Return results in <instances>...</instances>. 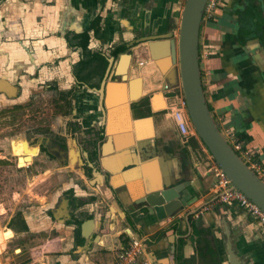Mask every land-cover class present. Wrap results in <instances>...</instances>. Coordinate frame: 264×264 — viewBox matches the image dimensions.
Segmentation results:
<instances>
[{
    "label": "crops",
    "instance_id": "0c3cea01",
    "mask_svg": "<svg viewBox=\"0 0 264 264\" xmlns=\"http://www.w3.org/2000/svg\"><path fill=\"white\" fill-rule=\"evenodd\" d=\"M183 1L0 0V37L24 39L32 72L37 68L39 76L58 79L66 62L82 52L85 56L97 51L113 58L112 68L124 66L123 77L107 80L102 93L95 90L98 76L80 73L82 85L76 86V113L72 112L81 127L91 128L94 148L103 136L107 154L102 158L99 151L88 156L76 153L79 166L74 177L60 188L73 191L72 204L57 202L59 193L24 207L21 223L8 224L12 211L8 214L0 238L3 232L12 236L3 243L0 264H112L126 244L127 232L144 239L147 246L137 264H230L228 251L245 264H264V232L243 210L214 202L218 192L213 185L214 161L196 134L184 139L178 134L164 109L165 75L154 59L167 54L171 39L175 46ZM238 4L239 0H221L210 17L201 18L199 79L208 111L227 143L238 141L264 168V48L249 36L241 42L236 38L241 25L235 12ZM256 4L264 17V0ZM93 21L96 34L90 28ZM82 33L87 36L83 50ZM65 34L75 50L66 46ZM157 93L160 97H155ZM143 143L149 146L147 154L139 149ZM114 155L125 161L132 158L139 166V179L109 184L105 169L112 171ZM91 164L99 168L101 178L94 185L89 184L95 174ZM181 177L189 185L174 217L155 221L150 215L130 214L142 189ZM116 208L128 216L122 219ZM90 218L88 236L81 238L79 226ZM51 232L55 233L49 236ZM25 235V242L15 243ZM173 244L176 256L170 253Z\"/></svg>",
    "mask_w": 264,
    "mask_h": 264
},
{
    "label": "water",
    "instance_id": "95a60500",
    "mask_svg": "<svg viewBox=\"0 0 264 264\" xmlns=\"http://www.w3.org/2000/svg\"><path fill=\"white\" fill-rule=\"evenodd\" d=\"M204 2L205 0L183 1L179 15L175 46L174 41L171 39L168 42L169 49L167 54L163 57L158 56V58L155 56L154 63L157 65L160 72L165 75L163 83L169 86H176L179 84L182 96L185 100L186 111L191 126L209 153L210 158L226 176L229 186L240 191L264 212V182L252 172L227 143L226 139L216 127L204 101L199 79L197 53L198 30ZM112 63L113 58L109 59L107 70L100 79L98 87L95 88L98 93H102L107 84L106 81L111 77L122 78L124 75L123 64L119 67L116 66L112 68ZM155 97L160 96L157 93ZM103 139V136H101V138L97 140V147L93 149V154H97L99 151L98 155L100 157L107 154L105 147H103L104 142L101 141ZM139 149L144 151V154H147L146 152L149 146L143 143L140 144ZM117 150L116 145L114 151ZM115 155L112 158L114 160L112 171L104 168L109 175V184L110 182L112 185V183L116 184L119 181L130 182L138 180L140 177L138 164L132 158L125 161ZM93 165L94 164H91L90 167L94 169L93 172L95 174L91 176L90 185L97 184L101 181L99 177V168ZM116 167H119V170H115ZM188 185L189 182L186 179L183 180V177H181L171 182L162 180L160 185H156L155 188L148 191L142 189L140 196L133 200L134 207L130 214L143 217L150 215L155 221L172 218L183 207L181 194L183 189ZM111 203L113 206L117 207L114 198L111 200ZM115 210L122 219L128 216V213L125 211L121 213L120 209L116 208ZM68 214H70V212H68ZM70 219L71 218L68 220L70 221ZM92 219H86L80 224L79 230L81 238H86L88 236L87 227L93 222ZM186 223L188 228H190L187 220ZM129 234L131 233L127 232L128 236ZM181 238L185 239V237ZM144 246L146 250L147 246L145 243ZM170 253L173 255L176 254L175 244L172 245ZM227 259L230 264H245V262L239 259L238 255L231 251H228Z\"/></svg>",
    "mask_w": 264,
    "mask_h": 264
},
{
    "label": "flooded vegetation",
    "instance_id": "af4514ba",
    "mask_svg": "<svg viewBox=\"0 0 264 264\" xmlns=\"http://www.w3.org/2000/svg\"><path fill=\"white\" fill-rule=\"evenodd\" d=\"M256 1L239 0V4L236 5L239 6L235 10L236 16L241 24L237 28L236 38L241 42L243 37L249 36V39L256 40L264 48V17ZM97 20L95 19V21ZM95 21L90 27L93 34H96L95 31L98 30L95 27ZM66 35L63 36L66 46L71 48L72 51L75 50L76 46L71 40H68L69 38ZM24 42V39L10 40L0 37V105L3 107L8 105L13 112L21 109L26 110L33 93L52 91V94H55L52 97V101L60 113L62 130L53 131L47 127L37 128L35 129L37 133L33 137L31 136L32 133L30 134L29 132L27 139L22 140H25L30 146L28 149L31 154L36 153L29 163L36 156L51 159L55 164L54 169L60 172V174L56 175V180L61 181L60 183L62 184L63 181L74 177V170L79 166L75 159L76 153L80 156L84 152L88 156L89 153H93L95 142L90 132L91 128L81 127L74 116L76 113L74 92L76 86L82 85V82L79 81L80 73L85 76L96 75L100 80L107 70L111 57L99 55L97 51L85 53L86 55L84 56L82 52L76 60L66 62L67 66L61 71L62 75L58 79H46L43 76H39L37 68L32 72L30 48ZM33 79L36 80L34 83H32ZM73 109L75 113L72 112ZM33 146L36 148H31ZM24 149L27 148L25 147ZM9 153H11L10 150ZM81 165L84 170L87 169L83 161ZM73 194L71 189L60 192L57 202H65L70 205L74 201ZM39 200L42 203L45 202L44 198L42 200L40 197ZM20 212L21 210L13 209L12 217L8 224L21 223Z\"/></svg>",
    "mask_w": 264,
    "mask_h": 264
},
{
    "label": "rangeland",
    "instance_id": "374dc122",
    "mask_svg": "<svg viewBox=\"0 0 264 264\" xmlns=\"http://www.w3.org/2000/svg\"><path fill=\"white\" fill-rule=\"evenodd\" d=\"M52 93V91L33 93L26 110L21 109L13 112L8 105L5 107L0 105L2 108H0V229L2 230L7 229L4 224L8 214L13 209L22 210L36 200L41 203L40 197L44 198L45 201L46 199L49 201L56 198L60 193L62 184L61 181L56 180V175L60 172L54 169L55 164L51 159L36 156L29 163L36 153L31 156L17 151L24 147H30L22 139H27L29 132L32 133L31 136L33 137L37 133V130H35L37 128L47 127L53 131L62 130L61 116H59L60 113L52 101V97L55 96ZM163 95H166V93L163 92ZM9 150L11 153H9ZM54 233L44 235L51 236ZM11 236L2 233L0 251L4 241ZM26 237V235L22 236L15 243L25 242ZM124 237H127V235L124 234ZM28 245L29 242H26L25 247L30 246ZM107 245L108 243L105 244V248ZM112 245L117 247L115 242H112ZM106 253L109 256L112 255L108 250H106ZM139 259L141 261L143 256L140 255ZM112 264H117L115 256Z\"/></svg>",
    "mask_w": 264,
    "mask_h": 264
},
{
    "label": "built area",
    "instance_id": "2783aa9c",
    "mask_svg": "<svg viewBox=\"0 0 264 264\" xmlns=\"http://www.w3.org/2000/svg\"><path fill=\"white\" fill-rule=\"evenodd\" d=\"M219 1L220 0H205L201 18L210 17L218 7ZM162 89L163 92L166 93V95H163L165 100L164 109L174 120L178 134L183 139L189 135H195L187 115L185 100L182 96L179 84L176 86H169L163 83ZM230 147L252 170V172L264 182V168L258 163L252 161L251 153L242 149L238 141H231ZM212 169L215 178L213 185L216 191H218L214 198V202L243 210L264 232V212H262L257 205L244 196L240 191L229 186L226 176L218 168L215 162ZM208 206L209 204L203 205L201 209H207ZM194 216L197 217V213H195ZM144 242V239L129 234L125 246L121 247L116 253L117 264H137L139 256L145 252ZM141 264H145V262L142 261Z\"/></svg>",
    "mask_w": 264,
    "mask_h": 264
},
{
    "label": "trees",
    "instance_id": "16d2710c",
    "mask_svg": "<svg viewBox=\"0 0 264 264\" xmlns=\"http://www.w3.org/2000/svg\"><path fill=\"white\" fill-rule=\"evenodd\" d=\"M79 45L81 46V49L83 50V49H85V46H86V42H87V36H86V33H82V34H80L79 35ZM23 143V142H22ZM23 146H24V144H23ZM25 148V147H24ZM24 148H22V149H19L18 151H20V152H22V153H24V154H29L30 153V150L28 149H24ZM22 227H24V225L22 224Z\"/></svg>",
    "mask_w": 264,
    "mask_h": 264
}]
</instances>
